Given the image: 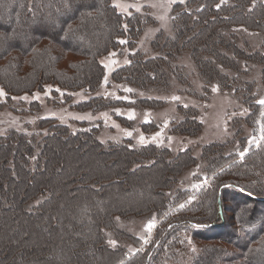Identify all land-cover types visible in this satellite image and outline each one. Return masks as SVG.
<instances>
[{
  "label": "trees",
  "instance_id": "obj_1",
  "mask_svg": "<svg viewBox=\"0 0 264 264\" xmlns=\"http://www.w3.org/2000/svg\"><path fill=\"white\" fill-rule=\"evenodd\" d=\"M171 12L173 35L157 34L151 42L164 53L132 52L111 79L165 89L168 61L189 46L205 81L239 92L249 110L244 121L261 127L259 142L243 157L221 143L205 145L202 158L207 176L213 174L210 181L171 190L195 162L189 149L172 154L154 144L132 147L128 140L105 144L96 127L73 132L50 118L28 131L8 128L0 135V264H264V104L258 103L248 74L251 63H261L264 83V51L246 52L237 43L238 31L245 30L257 32L264 45V0H181L173 2ZM142 24L141 14H124L111 0H0V85L8 96L0 107L10 94L42 89L45 83L93 92L104 72L99 57L121 45L119 38L132 46ZM239 59L249 60L246 68ZM234 78L239 83L232 86ZM95 101L104 103L94 96L76 107ZM180 110L186 117L170 130L198 128L195 108ZM226 200L232 204L229 221ZM150 212L158 222L145 240L115 224V215ZM104 229L118 241L109 244ZM125 242L136 249L130 251Z\"/></svg>",
  "mask_w": 264,
  "mask_h": 264
},
{
  "label": "rangeland",
  "instance_id": "obj_2",
  "mask_svg": "<svg viewBox=\"0 0 264 264\" xmlns=\"http://www.w3.org/2000/svg\"><path fill=\"white\" fill-rule=\"evenodd\" d=\"M175 1L181 0H111L117 10L124 14L131 12L141 14L143 24L132 46L127 44V38H119L121 45L110 49L99 57L104 72L98 88L91 92L82 88L71 90L53 83H45L42 89L10 94V101L0 107V135L4 134L8 128L19 131L36 129V124L43 118L64 123L73 132L78 129L96 127L97 138L105 144L128 140V144L132 147L154 144L158 148H169L172 154L189 149L195 162L182 170L172 184L171 190L177 187L193 188L210 181L213 174L207 176V165L202 158V148L205 145L221 143L224 144L227 152L240 154L245 152L249 146L256 145L261 137L260 125L254 128L244 121L249 110L243 103L239 92L236 93L229 88L221 89L214 81H205L196 68L189 49H187L189 46H183V50L168 61L167 76L169 79L165 89L152 88L156 85L140 88L125 81L111 79L112 71L118 65L127 62L129 54L132 52L139 50L145 56L164 53L161 50L162 47H154L151 42L157 34H161L163 38L173 35L174 22L171 9ZM238 32L240 33H238L237 43L246 52H249L247 48L264 51L262 38L257 32L245 30ZM245 39L249 42L248 44ZM224 48H226L227 54L232 55V49L228 46H224ZM247 61L239 59V65L246 68V63H249V60ZM251 66L253 67L252 71L248 73L251 74L249 78L253 77L255 80L252 91L257 98L263 100L264 83L261 81L259 73L261 63L255 61L251 63ZM228 71L233 74L230 70ZM240 76L243 74L241 73ZM238 83L234 78L232 86ZM0 92L3 93L0 95V101H6L8 96L1 85ZM94 96H100L104 103L97 106L95 101L88 108L76 107L78 103L87 101ZM141 98H155L161 100L162 103L156 106L134 103L135 100ZM32 102H36L38 107L32 106ZM180 106L184 109L190 106L195 108L194 113H191L201 123L194 131L178 133L170 130L175 123L186 117V114L180 110ZM121 117L131 119L132 124L123 122ZM147 122H152L155 127L144 129L142 124ZM242 146L244 147L241 150ZM124 184L125 182H122L120 185L121 191L124 190ZM105 195L106 192L102 196ZM40 197H43V194L32 198L30 201L33 202L28 201L30 203L25 204V207L31 208L30 206L36 203ZM5 201L8 204L10 200H4V203ZM226 201L229 208L226 220L229 221L232 216V204L228 200ZM114 219L117 226L143 240L151 234L158 222L156 215L151 212L128 215L127 217L115 215ZM149 223L153 225L151 229L147 227ZM104 234L109 244L118 241L112 237L111 232L105 229ZM187 236L190 242L199 245L192 237ZM124 245L130 251L136 249L132 243L125 242ZM48 252L52 251L49 249ZM182 255L180 253L181 259H183ZM186 259L188 257L183 261Z\"/></svg>",
  "mask_w": 264,
  "mask_h": 264
},
{
  "label": "snow or ice",
  "instance_id": "obj_3",
  "mask_svg": "<svg viewBox=\"0 0 264 264\" xmlns=\"http://www.w3.org/2000/svg\"><path fill=\"white\" fill-rule=\"evenodd\" d=\"M122 43H123V42H122ZM2 94H3V93L0 92V95H2ZM258 103H260V104H264V100L258 101ZM240 155H241V157H243L244 152H241ZM181 207H183V206H181ZM147 227H148V229H151V227H153V225H152L151 223H149V224L147 225Z\"/></svg>",
  "mask_w": 264,
  "mask_h": 264
}]
</instances>
